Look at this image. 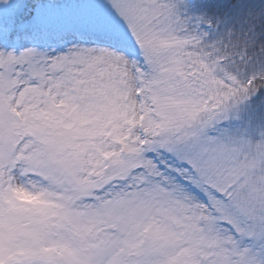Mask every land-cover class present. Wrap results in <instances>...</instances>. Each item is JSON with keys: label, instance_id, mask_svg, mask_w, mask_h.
<instances>
[{"label": "snow or ice", "instance_id": "obj_1", "mask_svg": "<svg viewBox=\"0 0 264 264\" xmlns=\"http://www.w3.org/2000/svg\"><path fill=\"white\" fill-rule=\"evenodd\" d=\"M0 264H264V0H0Z\"/></svg>", "mask_w": 264, "mask_h": 264}]
</instances>
